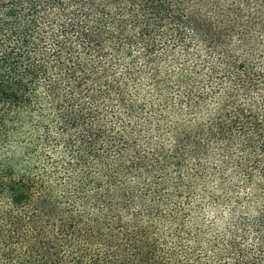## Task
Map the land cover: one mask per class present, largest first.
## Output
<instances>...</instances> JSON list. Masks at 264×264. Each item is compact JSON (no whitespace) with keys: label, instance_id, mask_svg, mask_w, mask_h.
I'll return each instance as SVG.
<instances>
[{"label":"trees","instance_id":"trees-1","mask_svg":"<svg viewBox=\"0 0 264 264\" xmlns=\"http://www.w3.org/2000/svg\"><path fill=\"white\" fill-rule=\"evenodd\" d=\"M0 264H264V0H0Z\"/></svg>","mask_w":264,"mask_h":264}]
</instances>
